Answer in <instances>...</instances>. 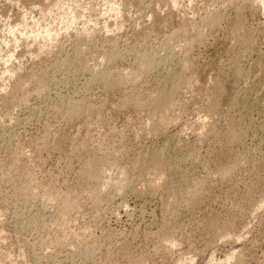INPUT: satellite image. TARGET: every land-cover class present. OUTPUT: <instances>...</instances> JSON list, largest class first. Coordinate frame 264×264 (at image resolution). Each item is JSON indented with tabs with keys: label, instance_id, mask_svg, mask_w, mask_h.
Instances as JSON below:
<instances>
[{
	"label": "rangeland",
	"instance_id": "obj_1",
	"mask_svg": "<svg viewBox=\"0 0 264 264\" xmlns=\"http://www.w3.org/2000/svg\"><path fill=\"white\" fill-rule=\"evenodd\" d=\"M261 2L0 0V264H264Z\"/></svg>",
	"mask_w": 264,
	"mask_h": 264
},
{
	"label": "bare ground",
	"instance_id": "obj_2",
	"mask_svg": "<svg viewBox=\"0 0 264 264\" xmlns=\"http://www.w3.org/2000/svg\"><path fill=\"white\" fill-rule=\"evenodd\" d=\"M79 1V0H78ZM262 2L261 3H263L264 4V0H261ZM74 3V2H73ZM54 5V4H53ZM56 6V5H55ZM60 6V5H59ZM73 7H74V5H73ZM111 7V6H110ZM53 8V7H52ZM55 8V7H54ZM113 9H115L114 7H112ZM238 8V7H237ZM112 9V10H113ZM27 10V9H26ZM116 10V9H115ZM28 11V10H27ZM58 11V10H57ZM29 12V11H28ZM26 13V12H25ZM61 13V12H60ZM58 14V16L59 15H61L60 17H61V19H60V21L63 23V24H65V25H67L68 26V24L70 23V22H73L72 20H73V17H69V16H64L63 14ZM71 13V12H70ZM70 13H68V14H70ZM27 14V13H26ZM26 14H22L23 15V19H27V18H25V16H26ZM67 14V15H68ZM25 15V16H24ZM57 16V15H56ZM57 16V17H58ZM71 16V15H70ZM27 17V16H26ZM82 17V16H81ZM59 18V17H58ZM75 19V18H74ZM78 20V19H77ZM60 22V23H61ZM38 23H39V21H38ZM41 23V22H40ZM21 24H23V22L21 23ZM63 24H62V26H63ZM18 25V24H17ZM13 26L12 28V30H14V27H15V29L19 26ZM11 26L12 25H10V26H8L7 25V27H10L11 28ZM25 26V24H23V26L21 25L20 27H24ZM47 27H48V25H46ZM19 27V28H20ZM26 27V26H25ZM46 27V28H47ZM65 27V26H64ZM19 28H17V29H19ZM45 27H44V25H43V33L42 32H40L39 30V32L40 33H34V31L32 32V35H33V33H34V35L35 34H38V35H40L41 33L42 34H44V36H47V38H48V36L50 37V35H51V33L53 32H51L50 30H49V28L48 29H46ZM23 29H25V28H23ZM42 29V28H41ZM50 29H52L51 27H50ZM235 29V28H234ZM8 30V29H7ZM12 30L10 31V32H12ZM53 30V29H52ZM236 30V29H235ZM20 31H22V30H20ZM24 31H26V30H24ZM32 31V30H31ZM86 31V30H85ZM9 32V33H10ZM13 32H15V31H13ZM12 32V33H13ZM18 32V31H17ZM11 33V34H12ZM20 34L22 33V32H19ZM19 33H18V35H19ZM24 33V32H23ZM26 33V32H25ZM30 33V32H29ZM83 33V32H82ZM14 34V33H13ZM17 34V33H16ZM27 34V33H26ZM24 35V38H26V36L27 35ZM41 34V35H42ZM53 34H55V33H53ZM29 36L31 35V33L30 34H28ZM33 35V36H34ZM40 35V36H41ZM233 35V34H232ZM12 36V35H11ZM14 36H15V34H14ZM23 36V35H22ZM29 36H28V38H29ZM32 36V37H33ZM17 37V36H16ZM16 37L14 38L15 40H17L16 39ZM21 37V36H20ZM37 37V36H36ZM42 37H43V35H42ZM23 38V37H22ZM38 38H40V37H37V39ZM245 38V37H244ZM43 39H45L44 37H43ZM33 40L35 41V38H33ZM3 41V40H2ZM10 41V40H9ZM8 42V41H7ZM44 42V41H43ZM195 42V41H194ZM238 42V41H237ZM93 43V42H92ZM42 44V43H41ZM3 45V44H2ZM41 47V46H40ZM45 48V47H44ZM43 47H42V49H44ZM10 56H12V54L11 55H9V58H10ZM148 58V57H147ZM184 59V58H183ZM145 60V59H144ZM149 60V59H148ZM150 61V60H149ZM138 62V61H137ZM165 62V61H164ZM108 63V62H107ZM149 63V62H148ZM185 66V64L183 65V67ZM185 67H187V66H185ZM191 68V67H190ZM140 69V68H139ZM188 69V68H187ZM95 71V70H94ZM182 72H183V70H182ZM186 72V71H185ZM175 74V73H174ZM179 75H181L182 76V73L180 74V72L178 73ZM126 75V74H125ZM177 75V74H176ZM179 75H177V76H179ZM140 77V76H139ZM179 78H180V76H179ZM106 79V78H105ZM108 79V78H107ZM188 79V78H187ZM22 80V79H21ZM21 80H20V82H21ZM113 80H114V77H113ZM112 80V81H113ZM191 80V79H190ZM111 80L109 81V83L110 82H112ZM181 81H183L182 79L180 80V82ZM187 81V80H186ZM188 81H189V79H188ZM187 81V82H188ZM197 81V80H196ZM22 82H23V80H22ZM22 82L20 83V84H22ZM25 82V81H24ZM23 82V83H24ZM115 82V81H114ZM185 82V81H184ZM18 83H19V81H18ZM18 83H17V86H18ZM26 83V82H25ZM117 83V82H116ZM186 83V82H185ZM20 84H19V86H20ZM190 84V83H189ZM193 84V83H192ZM179 85H180V83H179ZM186 85V84H185ZM16 86V87H17ZM189 86H191V85H189ZM189 86H188V88H189ZM194 86V85H193ZM22 87V86H21ZM194 88V87H193ZM201 88V87H200ZM26 89V88H25ZM40 89V88H39ZM186 89V88H185ZM187 90V89H186ZM190 91V90H189ZM188 91V92H189ZM221 91V90H220ZM172 92V91H171ZM193 92V91H192ZM184 93V92H183ZM190 93V92H189ZM150 94V93H149ZM25 95V94H24ZM155 95V94H154ZM171 95V94H170ZM160 96V95H159ZM158 95H157V97H159ZM172 96V95H171ZM190 96H192V95H190ZM152 97H154V96H152ZM156 97V96H155ZM154 97V98H155ZM156 97V98H157ZM167 97H168V95H167ZM153 98V99H154ZM155 98V100H153L152 102H151V105H150V108L152 109V110H154V112L156 111V112H159L160 113V115H161V117H160V120L163 122V123H165V122H168L171 118L173 119V117H174V115H172V111H173V109L174 108H176L178 105H182V103L183 102H181L180 104H178L177 102H175V101H173L172 99H170V98H168V100H167V104L166 105H164V103L163 104H161V102H160V100H158V99H156ZM15 99V98H14ZM183 99V98H182ZM175 100V99H174ZM194 100V99H193ZM211 100V99H210ZM74 103V102H73ZM215 103H217V102H215ZM214 103V104H215ZM187 104V103H186ZM201 105V104H200ZM211 105H212V103H211ZM176 106V107H175ZM182 106H184V105H182ZM214 106V105H213ZM148 107V106H147ZM210 107V106H209ZM34 110V109H33ZM150 110V109H149ZM205 110V109H204ZM159 115V116H160ZM212 115V114H211ZM148 116V115H147ZM152 116V115H151ZM156 116V115H155ZM5 117V116H4ZM204 117V116H203ZM174 119H176V116H175V118ZM174 119H173V121H174ZM153 120V119H152ZM160 121V122H161ZM152 122V121H151ZM161 122V123H162ZM204 124V123H203ZM150 125V124H149ZM171 125V124H170ZM208 125V124H207ZM206 125V126H207ZM238 125V124H237ZM11 127V126H10ZM238 128V127H237ZM148 130V129H147ZM230 132V131H229ZM4 134V133H3ZM9 134V133H8ZM170 136V135H169ZM5 146V145H4ZM17 163V162H16ZM96 169V168H95ZM94 170V169H93ZM122 171V170H121ZM156 172V171H155ZM160 173V172H159ZM148 174V173H147ZM157 174V173H156ZM164 174V173H163ZM163 174H162V176H163ZM144 175V174H143ZM157 176V175H156ZM161 176V175H160ZM128 177H126L125 178V180H123V182H124V185H123V182L121 183V185H122V188H124V189H126V188H130L131 187V189L134 191V193L136 192V193H139V194H141L142 195V192H144L145 190H147V189H149L148 187H150V189H152L154 186H156V185H158V184H154V183H152V182H154V181H150V180H152V179H150L149 178V180H148V178L147 179H143L142 177H141V179H138V180H136V179H127ZM138 178V177H137ZM157 179V178H156ZM156 182V181H155ZM158 182V181H157ZM160 183V182H159ZM124 186V187H123ZM155 188V187H154ZM121 189V188H120ZM148 192V191H147ZM157 192V191H156ZM192 194V193H191ZM140 195V196H141ZM167 197V196H166ZM190 197V196H189ZM171 201V200H170ZM264 203V202H263ZM264 205V204H263ZM163 236V235H162ZM175 243V242H174ZM172 246V245H171ZM228 257H232L231 255L230 256H228ZM229 259V258H228ZM227 259V260H228ZM191 260V259H190ZM222 262V261H221ZM225 262V261H224ZM223 263V262H222ZM221 263V264H222ZM240 263V262H239ZM219 264H220V262H219Z\"/></svg>",
	"mask_w": 264,
	"mask_h": 264
}]
</instances>
